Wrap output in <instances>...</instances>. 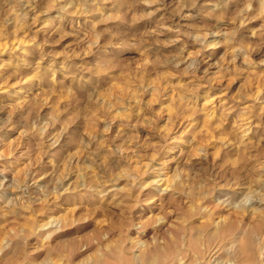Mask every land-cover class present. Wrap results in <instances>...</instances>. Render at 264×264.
I'll list each match as a JSON object with an SVG mask.
<instances>
[{"label": "rangeland", "instance_id": "374dc122", "mask_svg": "<svg viewBox=\"0 0 264 264\" xmlns=\"http://www.w3.org/2000/svg\"><path fill=\"white\" fill-rule=\"evenodd\" d=\"M0 264H264V0H0Z\"/></svg>", "mask_w": 264, "mask_h": 264}]
</instances>
